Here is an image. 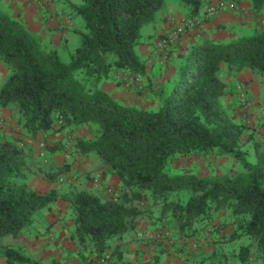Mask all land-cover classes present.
Wrapping results in <instances>:
<instances>
[{
    "label": "trees",
    "instance_id": "trees-1",
    "mask_svg": "<svg viewBox=\"0 0 264 264\" xmlns=\"http://www.w3.org/2000/svg\"><path fill=\"white\" fill-rule=\"evenodd\" d=\"M51 1L68 8V13L62 12L74 21L80 44L65 61L59 49L44 46L23 23L0 9V62L8 70L0 87V107L13 109L32 137L54 130L56 124L59 131L84 129L88 135H76L74 151L95 156L102 174L114 175L120 186L113 190L115 198L90 188L64 195L54 189L39 193L26 181L29 155L14 142L0 141V242L5 236L21 235L38 211L60 199L68 203L70 235L80 251L87 252L88 264L103 257L113 243L122 242L138 219L152 218L153 212L178 240L198 238L210 224L215 234L230 227L231 241L250 240L238 254L240 261L247 263L250 247L255 246L264 264V153L255 151L257 156L247 159L252 156L241 137L253 128L236 122L221 102L234 94L222 74L236 77L248 71L264 77V21L254 33L229 42L200 39L191 44L178 58L175 81L157 91L160 105L146 110L120 105L101 84L119 71L128 77L145 74L137 53L144 39L141 30L154 22L168 0ZM177 1L189 17L198 16L212 2ZM230 1L239 6L248 2L256 15L264 9V0ZM252 145L260 147L257 142ZM192 154L229 156L240 167L227 176L170 173L173 159ZM57 175L46 178L54 182ZM222 214L225 222L216 224ZM155 235L153 240L163 244L164 234ZM214 242L221 243L220 237ZM0 247L7 264H34L20 247ZM219 254H203L199 263L183 264H224ZM140 264H161L160 257Z\"/></svg>",
    "mask_w": 264,
    "mask_h": 264
},
{
    "label": "crops",
    "instance_id": "crops-1",
    "mask_svg": "<svg viewBox=\"0 0 264 264\" xmlns=\"http://www.w3.org/2000/svg\"><path fill=\"white\" fill-rule=\"evenodd\" d=\"M214 1L212 0L211 3ZM208 5L198 14V17L202 20L201 27L186 30L177 46L165 52L168 59L165 62H161L160 57L156 56L154 52V46L158 39L170 30L168 18L170 16L176 19L189 17L186 10L178 2L168 0L162 10L156 15L154 22L148 25L151 28L146 31L142 44L137 48V53L145 65L143 88L138 89L131 83L127 74L119 71L114 73L109 80L104 81L101 84V89L107 92L115 101L118 100L120 105L146 110L155 109L160 105L157 91L162 87L169 88L175 81L177 68L175 61L185 53L191 44L200 39L229 42L240 36H248L254 33L259 28L260 21H264V15L262 13L256 15L251 10L248 2L240 4L246 10L245 14H241L238 10H225L214 16H206L205 10ZM59 6H62L61 8L68 13V8L64 4L55 2L54 8H59ZM0 9L13 19L23 23L28 30L36 33L37 37L40 35L41 38L47 40L46 45L44 44L46 47L59 49L61 44L64 43V48L68 41L75 37L74 34H77L66 29V26L55 16L52 8L39 9L34 0H0ZM0 74H2L0 80L4 79L3 76L6 77L8 75V70L1 62ZM222 79L225 83L230 84L236 98L238 97V92L244 91L248 101L250 100L251 103L254 100L256 101L254 92L258 88L259 80L255 75L248 71H242L236 77L226 74V77L223 78L222 76ZM237 86L241 87L240 90H238ZM137 91L140 92L137 93ZM250 95L254 99L253 101L250 99ZM257 122L258 124L261 123L258 120ZM255 123L252 130H245L242 134L241 140L244 143V149L248 150L253 142H264V128L261 127V124L256 125ZM53 129L52 131L54 132H47V134L55 133V135H58L61 132L56 131L55 126ZM75 134L77 136L84 135L82 129L76 130ZM250 135L254 139L251 140ZM252 152L256 155L255 151H247L250 156H252ZM91 156L86 158L85 161L89 162L92 158ZM226 157L219 158H221L220 160H226ZM69 158L70 155L67 159ZM252 158L254 157L252 156ZM88 170L86 166V171ZM93 174L101 175V179H104L105 183L107 182V184L114 186L116 189L120 186L118 179L110 173L103 175L101 171H95ZM74 184L80 187L75 181ZM28 186L39 193H47L51 189L56 191L54 185L48 182L42 184L38 181V178L29 179ZM86 188H90L93 191V187L90 184H86ZM68 219V203L60 199L57 200L48 208L37 212L32 230L26 229L21 235L14 237V241L19 244L15 247H20L26 257L34 260V264H64L65 260L69 264H88L85 259L88 255L87 252L80 251L76 241L71 238L73 222L67 223ZM42 229L44 230L41 231ZM92 257H94V254ZM160 262L161 264H168L166 260H161V258ZM0 264H7L3 255H0Z\"/></svg>",
    "mask_w": 264,
    "mask_h": 264
},
{
    "label": "rangeland",
    "instance_id": "rangeland-1",
    "mask_svg": "<svg viewBox=\"0 0 264 264\" xmlns=\"http://www.w3.org/2000/svg\"><path fill=\"white\" fill-rule=\"evenodd\" d=\"M78 1V0H73ZM176 1V0H174ZM217 1V0H215ZM214 1V2H215ZM178 2V1H177ZM63 4V3H62ZM62 6L58 9L62 11ZM235 11V10H234ZM70 12V10H69ZM262 15H264V9L262 10ZM145 26L141 30V34L144 35L147 30H150V26ZM67 30L73 31V28H67ZM36 35V33H34ZM75 37L68 41L66 48H63L64 43L61 44L59 48L60 56L63 60H69V54L72 53L76 47L80 44V35L74 34ZM43 36V35H41ZM38 39L46 45L44 38L40 35ZM179 59H176L175 66L177 67ZM2 74H0L1 77ZM223 78L226 74H222ZM0 80V87L5 80ZM259 83L258 88L254 94L256 95V101L251 97L250 99L254 102L251 103V107L244 109L243 104L239 100V96L236 98L233 93L224 96L221 100L222 107L224 110L233 117L236 122L243 123L248 121L249 127H253L255 122L261 121V127L264 128V77H258ZM234 86V85H233ZM237 94V93H236ZM120 104V102L117 100ZM0 113L5 119V124L0 128V141H9L16 143L20 148L23 149L25 155H29L27 159V164L30 167L27 176V182L29 179L38 178L42 184L51 183L56 188V192L59 195H64L72 190H81L86 188V184H90L93 187V192L102 194L106 197H111V192L109 190L116 189L114 186L105 183L104 179H101L98 183L94 182V172L101 171L103 173V168L101 163L97 160L95 156H91V160L86 162L85 159L89 156H82L74 151L76 131H70L68 129L61 130L58 135L40 133L35 137H32L19 122V117L13 113L11 108H1ZM254 122V123H253ZM256 125L258 124L255 123ZM258 124V125H260ZM56 129L58 125H55ZM56 131H59L58 129ZM83 136H87L88 133L82 129ZM264 131V130H263ZM54 132V131H50ZM30 135V136H29ZM45 135V136H44ZM80 135V134H79ZM264 136V135H263ZM70 151H67L65 144L70 140ZM26 139V140H25ZM29 139V140H28ZM43 141L44 146L41 147L40 143ZM260 147L256 150L251 146L247 151H259L264 152V142L259 141ZM73 146V147H72ZM54 151V152H52ZM69 154L70 158L67 159L66 155ZM255 158V154H251ZM52 157V158H51ZM214 154L203 156V155H188L179 156L170 162L169 171L171 174L175 173H197L204 176H214V175H232L238 169L239 165L234 159L226 157V160H220ZM249 161H252V157H247ZM54 161V162H53ZM236 163V164H234ZM86 166L88 171H86ZM60 171H64L59 173ZM57 174L56 180L50 182L47 178V174ZM100 176V175H99ZM101 177V176H100ZM80 180V181H79ZM74 181L80 185L77 187ZM83 183V184H82ZM136 205L143 207V204ZM69 219L67 223L72 221V216L70 209L68 208ZM37 213L35 214V216ZM158 214L153 212L152 218L148 216L138 219L136 227L129 230L124 235V240L122 242H116L111 245V248L107 249L105 255L109 256L107 264L124 262L127 264H140L148 263L154 255H158L161 260H166L168 264H183L187 260L190 261H200L201 255H210L211 253H220L224 257V264H261L260 259L257 258L255 254V246L250 247V252L248 255L247 263L240 261L238 254L242 247L250 245V240L246 237H242L238 240L231 241L229 238V233L231 231L230 227L220 229L213 233V228L211 224L208 225L204 230L198 233V238L190 239L188 241L178 240L174 230L166 226L165 221L156 220ZM224 214L221 215L219 220H216V224L224 221ZM155 222L156 224H153ZM165 223V224H164ZM33 225V224H32ZM37 227L36 224H34ZM32 230V226L28 228ZM27 229V230H28ZM73 225L71 227V231ZM42 229L41 231H43ZM219 230V229H218ZM162 232L164 234L163 244L158 241H154L152 237H156L155 234ZM70 233V232H69ZM222 234H226L222 237ZM154 235V236H153ZM220 237L219 242H214V239ZM153 240V241H152ZM112 240L111 242H114ZM186 242V243H185ZM19 245L14 241L13 236H5L1 239L0 246H17ZM48 245V244H47ZM19 248V247H17ZM161 251H164L161 253ZM121 253V260L118 261V254ZM25 254V253H24ZM0 255H2V248L0 247ZM219 255H216L218 257ZM168 257V258H167ZM171 259V260H170ZM215 257L213 258L214 261ZM175 260V262H173ZM66 262L64 264H67ZM17 264V263H15ZM29 264V263H25ZM69 264V263H68Z\"/></svg>",
    "mask_w": 264,
    "mask_h": 264
},
{
    "label": "built area",
    "instance_id": "built-area-1",
    "mask_svg": "<svg viewBox=\"0 0 264 264\" xmlns=\"http://www.w3.org/2000/svg\"><path fill=\"white\" fill-rule=\"evenodd\" d=\"M36 5L39 7V9H45V8H54L55 3L51 0H34ZM239 11L241 14H245L246 10L242 8L241 6L235 4L234 2L230 0H217L211 4H209L205 10L206 16H214L222 11ZM53 12L55 16L60 19L61 23L66 25L67 28H74V21L66 14H64L60 9L54 8ZM170 30L163 34L161 38L158 39V41L155 44L154 52L156 56L160 57L161 62H165L168 59V56L165 52L170 51L174 49L178 42L181 39L182 34L186 30H193L201 27V19L198 16L194 17H188V18H182V19H176L173 16H170L168 18ZM164 53V54H163ZM160 54V55H159ZM128 76V75H127ZM131 83H133L138 89H142L145 81L144 74H134L129 76ZM238 90H240V86H237ZM239 100L243 104L244 109H247L251 106V103L246 99L244 91L238 92ZM58 123H61V117L59 118ZM5 124V119L0 113V128H2ZM70 140L67 141L65 144V148L67 151L70 150ZM40 146L43 147V141L40 143ZM69 156V154L66 155V158ZM101 180V177L99 175H94V182L98 183ZM111 194L113 193L112 190H109ZM114 198L116 197V194H112ZM109 259L108 255H104L103 257L99 259H95V263L93 264H106L107 260ZM92 264V263H91Z\"/></svg>",
    "mask_w": 264,
    "mask_h": 264
}]
</instances>
